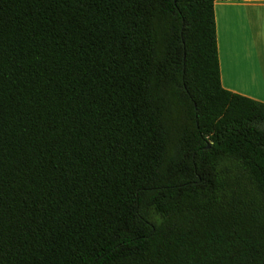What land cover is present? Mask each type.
<instances>
[{
  "label": "trees",
  "instance_id": "obj_1",
  "mask_svg": "<svg viewBox=\"0 0 264 264\" xmlns=\"http://www.w3.org/2000/svg\"><path fill=\"white\" fill-rule=\"evenodd\" d=\"M216 1L0 0V264H264Z\"/></svg>",
  "mask_w": 264,
  "mask_h": 264
},
{
  "label": "crops",
  "instance_id": "obj_2",
  "mask_svg": "<svg viewBox=\"0 0 264 264\" xmlns=\"http://www.w3.org/2000/svg\"><path fill=\"white\" fill-rule=\"evenodd\" d=\"M224 88L264 103V0L216 1Z\"/></svg>",
  "mask_w": 264,
  "mask_h": 264
}]
</instances>
